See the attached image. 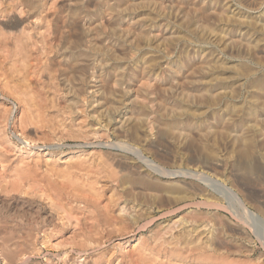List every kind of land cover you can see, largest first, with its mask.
<instances>
[{"label":"rangeland","instance_id":"374dc122","mask_svg":"<svg viewBox=\"0 0 264 264\" xmlns=\"http://www.w3.org/2000/svg\"><path fill=\"white\" fill-rule=\"evenodd\" d=\"M25 1L27 4L25 3ZM121 1H125V0H82V1L80 0H42V1L41 0H22V1L1 0L0 1L1 2L0 3V43H1L0 62L1 64L2 61H5L4 65L6 64L8 65L10 62L12 63L16 59L15 58L16 45L14 46V44L16 43V39L24 36L29 31H30L29 33L32 36H34L32 39L35 38L36 40H38L39 42L38 44L40 45L39 48L42 47L40 48V51L37 52V58L33 62L34 65L36 66V69H34V71H30V73L26 77L27 81H16L17 89L18 87L20 88L22 86L25 88L27 84V89L32 96L30 94H25V93L23 94L20 92L21 99L14 97L15 95L11 94L6 89L4 87V83L2 82L5 81L4 80L5 74L6 76L8 75L11 76V75L8 74L7 71H4L6 70L5 68L3 70L4 72L0 70V78L2 77L0 79V88H1L0 89L1 90L0 91V118H1L0 129H2L0 130V134L2 131V134L0 135L1 137L0 138V152H1L0 185H2L0 186V191H2L0 192L1 195L0 199L2 198L4 200L3 201L1 199L0 205L3 204L5 207V209L4 208L1 209L0 212L1 214L0 215V220H1L0 221V231H1L0 232L1 234L0 264H164V263L179 264L178 262H180L181 260L182 261L180 262V264L181 263L196 264V262H200L197 264H203V263L204 264H211V263L264 264V222L262 223V221L250 215V213L246 211H242L243 209L240 207L239 203L235 201L231 196H229V194L226 193L219 185V184H225L231 187L235 192L239 194L242 202L244 201L243 203L248 207L249 210L255 212L261 217L263 216L262 218L264 219V137H261L258 133V129L264 130V53H263L264 52V0H203V2H200V0H181L180 2L182 3V5L180 4L182 7L181 11L182 10L184 11V16H185L183 17V19H181L182 20L181 22L179 18L174 17L176 9L173 8L170 2L166 3L167 1L165 0H161V3L160 0L158 1L159 3L157 2V0L156 2L155 0H152L154 1V8L150 10L148 9L145 10L142 4H137V7L133 5L136 9L134 7H131L129 8L130 10L127 9L128 11L126 10L124 11V13L121 10L119 11V9L116 6L117 3H120ZM135 1L130 0L129 2L131 3ZM36 2L37 3L39 2V5ZM41 3L43 4L41 5ZM188 4H190L189 5L190 7L186 6ZM184 5L186 7H184ZM208 5H211L212 9H210ZM38 6L39 8H37ZM194 6H197V8L199 7L197 14H195L191 9V7ZM26 8L28 11L26 10ZM30 8H33V10H31ZM40 11L41 13L42 11H44L42 13L43 15L40 13ZM58 14L61 16H59ZM146 15L147 16L149 15L148 18L152 17V19H154V21L151 23L152 25L148 27V29L145 28L143 24L142 25L138 24L139 18L141 17L147 18ZM37 16L40 17L37 18ZM34 17L37 19H35ZM43 17L45 19H43ZM61 17L63 20L61 19ZM188 18H190L191 20L190 22H188L189 21ZM40 19L44 21L40 23L41 21ZM79 20L82 22H80ZM30 22L31 23L33 22L32 23L34 24L33 27H31L32 24ZM149 23L150 22H148V24ZM40 24L42 26H39ZM52 24L55 27H53ZM90 24H92L91 27H89ZM204 24L207 30H211L212 33L215 32L214 35L216 37H214V39L212 38L210 39L208 37L207 31H205V33L204 31H202L201 33V31L199 30V26L201 25L203 26ZM60 25L62 26V29L60 27L57 28V26ZM87 25L89 29L92 30H88L87 29L88 27H86ZM127 25L129 26V28ZM51 26L53 29L50 28ZM63 26L64 28L65 27L66 28L63 29ZM35 27L36 29H34ZM56 28L59 29L58 32ZM125 29H127L128 31H125ZM130 29L131 31L129 32ZM196 29L198 31H196ZM51 30L53 32H51ZM33 31H35L36 33ZM60 31L61 34L59 33ZM91 32L94 33L92 34ZM240 33L244 34L245 38L248 36L246 38L248 41L247 43H249L248 46L243 47V46H237L231 44L225 45V43H223L222 37H224V35L227 34L237 35ZM52 35L54 36L50 39ZM164 35H166L167 37ZM89 36L92 37L89 38ZM93 36H96L97 38L95 37L93 39ZM11 38L13 39L11 40ZM58 38L59 40H57ZM64 38H66L65 39L66 41L64 40ZM220 39L222 41V44L220 43L221 42ZM54 40L55 41L57 40L59 42L58 45L59 50H57L56 47L54 46L55 44ZM7 41H9V43ZM51 44L53 45V47L51 46ZM65 45L68 46L66 47ZM95 45L97 47H95ZM5 47L6 48L8 47L7 50ZM49 48H51V50L53 49V52ZM71 48L73 50H71ZM205 51L206 52L208 51L207 53L212 57V65H211L212 67L209 69V71L207 70L206 72H202L203 74L201 73V75H199L198 79L199 80L201 79L200 83H202L204 80L212 81V84L214 83L216 86L222 88H225L224 86H226V84L227 86H231L234 84L233 85L235 87L234 92L231 94L228 93L226 95L225 94L211 95L208 92V88L205 86V84H201L198 86L195 85L194 88L192 89L194 90L202 89L201 91H204V93L203 94L200 93L198 95L196 90L193 91L196 96L192 95V97L194 96L196 100H194V98L192 99L191 97L190 101H186V103L182 102L177 94L175 95L169 93L167 94V92H165V89H162L163 88L162 86H165V88L168 86V80H169V73L166 64L168 65L171 64L173 67H177L178 76L183 77V74L187 72L189 67L198 66L199 61L201 59L200 55L206 53ZM210 52H212L213 55L210 54ZM6 54L7 55L9 54L10 56L8 59L4 58L6 57L5 56ZM52 54L53 55L58 54V55L53 56ZM87 56H91L92 58L89 57L90 58L89 59ZM11 58L12 59L14 58V60H12ZM54 58L55 60L56 58L57 59L59 58V60L55 61ZM84 60L87 61V63ZM49 63H53V64L51 65ZM101 64L103 65L101 66ZM104 64L106 65L104 66ZM67 67H69L70 69H68ZM85 69L86 71H84ZM93 69L95 70L96 74L93 72L94 71ZM75 70L77 73L75 72ZM86 72L88 73V75ZM96 76H98V78L100 76V78L97 79ZM61 77H63L64 79L63 78L61 79ZM87 77L89 78L91 77V78L88 80ZM73 78L75 81L73 80ZM92 78L93 80L95 78L96 79L93 81ZM226 80H230V81H228L227 83ZM144 82L147 83L145 84ZM63 84L64 86H62ZM72 85L73 87H71ZM100 85L102 86V88ZM106 85H108L110 91L108 90V87ZM85 86L88 88H86ZM250 86H254V90L256 86L257 92L250 91ZM81 87L83 89H81ZM72 88L73 90H71ZM97 88L98 89L100 88V90H98ZM105 88H107L108 91L104 90ZM67 89L70 93L66 91ZM92 90L96 93H94ZM205 92H207L208 94ZM67 94L69 95L67 96ZM77 94H78L77 96L78 98L76 97ZM107 94L109 96H107ZM25 95H28L29 99H31L32 97L35 98L34 101L36 102V104L38 101L39 104V105L37 104L38 107L37 105L36 107L38 109L39 107H41L40 108L41 110L40 109L38 110L35 107L34 109L36 110L31 111L30 106L26 105L27 102L22 100V97ZM170 95H172V97ZM199 96L200 97L202 96V98H200ZM61 97H63L64 99ZM61 99L63 101H61ZM104 99L106 101H104ZM162 99L170 102L174 106L182 107L184 111L186 109V112L183 111L184 114L181 115L180 117L176 112H171L172 114L168 111L166 112V110H163L161 106ZM84 100L86 101L88 100V103L85 101L87 103L86 104ZM101 100H103L105 103H103V101L101 102ZM158 100H160V102ZM200 100L203 101L201 102ZM99 101L101 102V104H99L100 103ZM158 102L160 105L158 104ZM114 105L118 106V107L115 106L117 109L114 107ZM83 106H85L86 108ZM111 107L115 108V110H113V108ZM82 108L85 110H83ZM96 108L99 109V113H98V109ZM104 108H107L108 110ZM54 109L56 110V112ZM4 110L5 112H3ZM25 110L27 113L25 112ZM50 110L53 112V114ZM78 110L80 113L78 112ZM75 111L77 113H75ZM203 111L204 113H202ZM104 112L105 113L107 112L106 114L108 115L109 119L107 118V115ZM129 112H131V114ZM2 114L3 116L5 114L6 118L5 116L3 117ZM28 114L31 115V118L33 117V119L27 120V116H29ZM41 114H43L44 120ZM97 114L100 116H97ZM119 114L121 116H119ZM165 114L166 115L169 114V116H165ZM252 114L255 117H257V121L254 122L258 127V128L256 127L257 129L251 127V124H254L253 121H251V118L253 116ZM7 115L9 116L8 120H7ZM18 115L19 117L17 118ZM102 115L103 117H101ZM136 115L142 118L140 119ZM207 115L208 117H210L208 118L209 120L207 119ZM14 116H16V119ZM130 116L133 118H131ZM116 118L118 120L122 118L120 122L123 125ZM123 119L124 122L122 121ZM69 120H72V122H70ZM84 120L86 121V123ZM45 121L48 122L46 123ZM80 121H82L81 126H79ZM28 122H32V123L35 122L34 124H32V126L34 127L29 126ZM109 122L111 123L109 124ZM131 124L134 125L132 126ZM71 125L73 126L71 127ZM84 125L86 129L84 128ZM91 125L93 128L91 127ZM113 125L115 129L112 128ZM202 126H204L203 128L208 126L210 130L213 129L212 133H210L211 131L208 130L209 128L206 131L202 130L198 132L199 128H202ZM247 126H249V128ZM110 127L112 129H110ZM238 127L245 128L244 139H239L240 137L236 136L237 133L239 134V132L236 131ZM20 128L21 129L23 128L24 130L26 129L25 132L29 135V137L31 136L30 137L32 139V140L30 139L32 141L31 143L27 144L23 141L24 135L22 134V131H20L21 130ZM173 128L174 130H172ZM70 129L73 131H71ZM76 129L79 132L76 131ZM119 129L121 130V132ZM221 130L224 132H222ZM40 131H42V133ZM53 131L56 133V135L54 134ZM171 131L172 134L170 133ZM182 131L184 132V134ZM71 132L73 133L70 134ZM85 132L87 133L90 132L89 136ZM126 132H130L129 133L130 135ZM136 132L137 133L139 132V134H136ZM204 132H209V133L204 134ZM79 133L81 134V136ZM120 133L122 134L120 135ZM194 133L198 134V136H196ZM223 133L224 135L227 134V136H223ZM181 134L182 136L179 137L178 135ZM32 136H34V138ZM39 136H41L43 140ZM43 136L45 138H43ZM86 136L87 138L85 139ZM137 136L139 138H137ZM175 136L178 137V139ZM3 137H4V141H3ZM236 139L238 141H236ZM176 141L180 143L179 146ZM181 147L183 148L181 149ZM10 148L12 150H10ZM2 151L5 152L4 155ZM38 154L40 155L41 158L38 157L39 156ZM240 154L241 156H243L242 158H240L241 157ZM77 155H79V157ZM25 156L27 157L28 160H24L26 159ZM19 157L21 158L24 157V159L22 158L24 161ZM213 157L220 158L222 164V166L220 165L221 167L219 166L216 167L215 169L214 167L208 165ZM104 158L106 159L110 158L108 160L109 162L106 159L102 161V159ZM19 160L23 161L22 162L23 164H21ZM43 161L45 162L43 163ZM97 161H100L101 163L100 162L97 163ZM103 162H105L107 166L108 165L111 166V169L114 170V171L111 170V172L112 173L114 172V174H112L111 172L107 173L109 170L108 168L110 167L108 166V168H106L107 166H105ZM41 164L43 166H41ZM51 164H53L55 167ZM82 164L84 166H82ZM92 164L94 165L92 166ZM34 165L35 167H33ZM102 165H104L106 169H104ZM18 166L19 168H16ZM21 166H24L22 167L24 169L23 171L22 168H20ZM36 166L37 167L39 166L42 169H40L39 167L36 168ZM67 166L69 168V169L67 168L68 170H66ZM97 166H99L100 169ZM155 166L162 169V171H165L166 173L162 172L161 170L160 171L156 170ZM35 169L36 170L38 169L37 172L41 171L39 172L40 175L39 173H36ZM11 170H14V172H10ZM125 170H127V172ZM64 172H70L71 176H65L63 174ZM132 172L133 173L138 172L140 175H144L146 179H149L148 174H150V176L154 179L153 181L161 184L162 183L167 184L168 180H172L173 182L175 181V183H178L179 185L183 186L182 188L184 192L179 193L178 190L176 191L161 190L162 191L161 194L153 195L154 197L151 195L150 197L149 195L137 193V187H136L137 185L135 184L134 186V184L128 183V181H130L131 178L130 176L132 175ZM20 173L24 177L25 176L26 177L24 178L21 175L22 177L21 179H19ZM41 173L45 174L46 177L45 175H41ZM246 173H249L250 176ZM17 174L19 176H17ZM82 174L84 176H82ZM109 174L112 175V177H108L110 176ZM104 175L107 177H104ZM259 175L261 176V178ZM51 176L54 179H52ZM79 176H81L80 179ZM7 178L9 179L6 180ZM29 178H32V180ZM251 178L252 179L254 178V180H252ZM46 179L47 180L49 179L50 182L46 181ZM55 179L56 182H54ZM257 179L259 182L257 181ZM35 180H37L36 181L37 183L34 182ZM51 180H53L52 181L53 183L51 182ZM109 180L111 183H108ZM249 180L254 184L251 183ZM9 181L11 182L10 186H9L10 183ZM13 181L14 182L16 181L18 183L17 184L15 182L16 185H14V188L16 189L17 186L18 188L20 187L19 188L21 190L20 192H18V190H15L13 188L12 186V184H14ZM123 181L127 183H124ZM99 182H102L101 183L102 185H100ZM51 183L53 184V186ZM21 184L23 186H21ZM54 184L57 185L56 188ZM119 184L121 186H119ZM111 185L112 187H110ZM4 186H6L7 189ZM100 186L102 187L100 188ZM1 187L4 188V190H1L2 189ZM57 187L58 188L61 187V188L58 190ZM65 187L67 188L64 191ZM10 188H12V190ZM54 188L58 191L56 192ZM22 189H25V191L24 190L22 191ZM42 189H44L45 191H42ZM103 189L104 191L102 193ZM112 190H114L115 192ZM77 191H79V196ZM81 192L83 194H81ZM4 193L6 194L7 197L5 196ZM19 193H21V195L25 198V200L24 198H22V196L20 197ZM74 193H77V195H75ZM130 193L132 195H130ZM60 194L63 195V197L60 196ZM64 194L68 196L66 197L67 199L65 198ZM118 195L119 196L121 195V197H119ZM69 196H72V198ZM177 196H184L183 200L185 199V201L183 203L185 204L187 203L188 205L180 209V207H182V203H180L182 200L180 201L177 200ZM60 197H62L63 199ZM83 197L85 200L83 199ZM112 197H114L115 199H113ZM6 198H8L9 200L8 199L6 200ZM90 198L92 200H89ZM19 199H21L20 202L18 201ZM86 199H88V202ZM101 200H103L104 202ZM126 200L128 202H126ZM74 201L76 203H74ZM96 201L98 202L96 205L97 208L95 207V205H93L94 203L96 204ZM115 201L118 202V203L116 202L117 205L115 204ZM123 201L125 202L124 204ZM133 201L134 203L136 202V207L137 206L139 207L135 208V204L133 203ZM138 201L140 204L142 203L143 204L142 205L138 204ZM15 202L16 204H14ZM106 202L107 204H105ZM167 202H169L170 204ZM199 203H201L200 206H198ZM26 204L28 205V207ZM31 204L33 205L30 206ZM70 204L72 206H70ZM80 204H82L83 207ZM132 204L134 205V208ZM123 205L125 208L122 212L119 213V209H121ZM127 205L132 207L130 208ZM17 206L21 208H18ZM35 206L38 208V210H36L37 208H35ZM98 206H100L101 209H98L100 208ZM78 207H80V209ZM6 209L9 210L10 212L7 211ZM26 209L28 210V212ZM30 209L31 212L29 211ZM135 209H137L138 211L137 210L135 211ZM86 210L88 212H86ZM12 211L15 212L12 213ZM78 211L79 213L81 212L83 216L77 213ZM32 212L35 213L34 214L35 216L33 215ZM39 212L41 214H39ZM135 212L137 213L139 218H137ZM14 213L24 215V217L28 221L23 222L20 218H16L14 220L13 219ZM86 213L88 214V218L86 217ZM99 213L100 216L98 215ZM102 213L104 214L103 218L101 217ZM8 214L13 215V218L10 217ZM114 215L119 219V223H117L118 219L116 220ZM119 215L122 216L119 217ZM134 215L136 217H134ZM206 215L208 216L207 218ZM59 216L61 219L59 218ZM81 216L83 222H85L86 220L85 223H82L80 219ZM31 217L32 219H30ZM37 218L38 220H36ZM41 219H45V220H41ZM99 219H102V222ZM127 219L129 221H127ZM79 220L81 221V223ZM90 220H94V221L92 222ZM39 221L40 224H38ZM43 221L45 226L43 225ZM107 221L109 222L107 223ZM125 221L126 223H124ZM121 222L123 223L121 224ZM133 222L136 223L133 224ZM16 223L19 225H17ZM112 223L113 226L114 224H116L114 228L113 226H111ZM128 223L130 225H128ZM139 223L141 226L139 225ZM146 223L149 224L146 225ZM1 224L2 225L4 224L5 226L4 225L2 226ZM124 224L125 226L126 225L127 226L125 227ZM144 225L145 227H143ZM43 226L46 227L47 230H44ZM86 227L90 229H87ZM26 228L28 229V232ZM93 228H95L94 230L96 231L94 232L91 231L93 230ZM196 228H199V230ZM41 229H43L45 232ZM32 230L33 232H35L36 230V232L33 233ZM238 231L239 233H237ZM28 234H31L29 235L31 237H29ZM47 234L49 236H47ZM182 234H184L185 236ZM198 238L202 242L200 240L197 241ZM21 239L23 241L25 239V241L22 242ZM47 239L50 240L47 241ZM91 240L94 244L91 243ZM93 240H95L96 244ZM97 240L101 243V245ZM83 241L85 245L80 244V243L83 244ZM89 242L92 245H90ZM198 242H200V244ZM204 242L206 243V247ZM13 243H15L16 246ZM217 251L218 254L222 255L221 257L218 256L217 253H215ZM211 253L213 254L211 255ZM224 256L226 260L225 262H224ZM209 259H211V262L209 261ZM220 260L221 263H219ZM206 261H208L209 263Z\"/></svg>","mask_w":264,"mask_h":264},{"label":"bare ground","instance_id":"6f19581e","mask_svg":"<svg viewBox=\"0 0 264 264\" xmlns=\"http://www.w3.org/2000/svg\"><path fill=\"white\" fill-rule=\"evenodd\" d=\"M1 1V0H0ZM18 1V0H17ZM20 1H22V0H20ZM42 1V0H41ZM80 1H82V0H80ZM130 1V0H129ZM128 0H125V1H121L120 3H117V8L119 9V11L121 10V11H123V13H124V11H126L127 9H129V8H131V7H134L133 5H135L136 7H137V4H142L143 5V7H144V9L146 10V9H148V10H150V9H152V8H154V1H152V0H137V1H135V0H133V1H135V2H129ZM159 0H157V2H158ZM165 1H167L166 3H168V2H170L171 4H172V6H173V8L174 9H176V11H175V14H174V17L175 18H179L180 19V22L182 21L181 19H183V17H185L184 16V11L182 10L181 11V9H182V7H181V5H182V3H180L181 2V0H165ZM155 2H156V0H155ZM200 2H203V0H200ZM1 3V2H0ZM18 3V2H17ZM25 3H26V1H25ZM37 3V2H36ZM159 3V2H158ZM160 3H161V0H160ZM165 3V4H166ZM27 4V3H26ZM38 5H39V2L37 3ZM43 3H41V5H42ZM70 4V3H69ZM181 4V5H180ZM184 4V3H183ZM214 4V3H213ZM16 5V4H15ZM71 5V4H70ZM190 4H188V5H186V6H189ZM218 5V4H217ZM230 5V4H229ZM90 6V5H89ZM115 6V7H116ZM185 5H184V7H186ZM191 6H193V5H191ZM257 6V5H256ZM24 7H26V6H24ZM82 7V6H81ZM165 7V6H164ZM171 7V6H170ZM183 7V8H184ZM190 7V6H189ZM208 7L210 8V9H212L211 8V5H208ZM213 7V6H212ZM227 7V6H226ZM258 7V6H257ZM17 8H18V6H17ZM22 8V7H21ZM37 8H39V6L37 7ZM110 8V7H109ZM135 8V7H134ZM133 8V9H134ZM142 8V7H141ZM140 8V9H141ZM199 8V7H198ZM198 8H197V6H194V7H191V9H192V11L195 13V14H197V12H198ZM216 8V7H215ZM228 8V7H227ZM20 9V8H19ZM24 9V8H23ZM31 10H33V8H30ZM35 9V8H34ZM46 9V8H45ZM70 9V8H69ZM81 9V8H80ZM79 9V10H80ZM132 9V10H133ZM136 9V8H135ZM189 9V8H188ZM26 10H27V8H26ZM37 10V9H36ZM43 10V9H42ZM116 10V9H115ZM130 10V9H129ZM144 10V11H145ZM163 10V9H162ZM200 10V9H199ZM203 10V9H202ZM214 10V9H213ZM23 11V10H22ZM28 11V10H27ZM128 11V10H127ZM187 11V10H186ZM44 11H42V13H43ZM47 12V11H46ZM60 12V11H59ZM87 12H88V10H87ZM109 12V11H108ZM112 12V11H111ZM214 12V11H213ZM30 13H32V12H30ZM40 13H41V11H40ZM41 13V14H42ZM62 13V12H61ZM188 13H189V11H188ZM200 13V12H199ZM216 13V12H215ZM8 14V13H7ZM21 14V13H20ZM23 14H24V12H23ZM74 14H75V12H74ZM84 14V13H83ZM158 14V13H157ZM166 14V13H165ZM201 14V13H200ZM199 14V15H200ZM217 14V13H216ZM220 14H221V12H220ZM26 15V14H25ZM36 15V14H35ZM34 15V16H35ZM43 15V14H42ZM55 15V14H54ZM59 15V14H58ZM87 15V14H86ZM91 15V14H90ZM30 16V15H29ZM51 16V15H50ZM53 16V15H52ZM59 16H61V15H59ZM81 16V15H80ZM147 16V15H146ZM149 16V15H148ZM148 16H147V18H148ZM6 17H7V15H6ZM17 17H20V16H17ZM16 17V18H17ZM38 17H40V16H37V18ZM58 17V16H57ZM82 17V16H81ZM85 17V16H84ZM173 17V16H172ZM171 17V18H172ZM200 17V16H199ZM35 18V17H34ZM37 18H35V19H37ZM66 18V17H65ZM146 17H141V18H139V22H138V24H140V25H144L145 26V28H147L148 29V27H150L152 24V22L154 21V19H152V17L151 18H148L147 19ZM195 18H197V17H195ZM3 19V18H2ZM35 19H33V20H35ZM43 19H45L44 17H43ZM55 19V18H54ZM57 19V18H56ZM59 19V18H58ZM61 19H62V17H61ZM60 19V20H61ZM79 19V18H78ZM77 19V20H78ZM174 19V18H173ZM186 19V18H185ZM189 19V21L188 22H190L191 20H190V18H188ZM211 19V18H210ZM41 20V19H40ZM63 20V19H62ZM86 20V19H85ZM212 20V19H211ZM22 21H24V20H22ZM21 21V22H22ZM26 21V20H25ZM42 21H44V20H41L40 21V23H42ZM80 21V20H79ZM174 21V20H173ZM227 21V20H226ZM28 22V21H27ZM56 22V21H55ZM64 22V21H63ZM62 22V23H63ZM80 22H82V21H80ZM89 22V21H88ZM148 22H150L149 24H148ZM159 22V21H158ZM166 22V21H165ZM187 22V23H188ZM225 22V21H224ZM7 23V22H6ZM13 23V22H12ZM24 23V22H23ZM29 23V22H28ZM31 23V22H30ZM33 23V22H32ZM31 23V24H32ZM35 23H36V21H35ZM47 23V22H46ZM61 23V24H62ZM79 23V22H78ZM201 23V22H200ZM14 24V23H13ZM17 24V23H16ZM19 24V23H18ZM49 24V23H48ZM51 24V23H50ZM58 24V23H57ZM56 24V25H57ZM84 24V23H83ZM82 24V25H83ZM180 24V23H179ZM226 24H227V22H226ZM33 25L34 24H32V26L31 27H33ZM53 25V24H52ZM59 25V24H58ZM91 25L92 24H90L89 25V27H91ZM5 26V25H4ZM11 26V25H10ZM39 26H42L41 24L39 25ZM85 26V25H84ZM83 26V27H84ZM128 26V25H127ZM18 27V26H17ZM25 27V26H24ZM53 27H55L54 25H53ZM58 27H60L61 29H62V26L60 25V26H57V28ZM69 27V26H68ZM67 27V28H68ZM86 27H88V25L86 26ZM89 27L87 28L88 30H92V29H89ZM9 28V27H8ZM23 28V27H22ZM51 29H53L52 28V26L50 27ZM56 28V29H57ZM66 28V27H65ZM64 28V26H63V29H65ZM78 28V27H77ZM127 28V27H126ZM128 28H129V26H128ZM191 28H193V27H191ZM11 29V28H10ZM16 29H18V28H16ZM25 29V28H24ZM26 29H28V28H26ZM34 29H36V27L34 28ZM72 29H73V27H72ZM75 29V28H74ZM206 28H205V24L202 26H199V30L201 31V33H202V31H204V33H205V31H207V35H208V37L211 39H214V37H216L214 34H215V32L214 33H212V31L211 30H205ZM50 30V29H49ZM58 30L59 29H57V32H58ZM70 30V29H69ZM84 30V29H83ZM87 30V31H88ZM93 30H95V29H93ZM137 30V29H136ZM178 30V29H177ZM244 30V29H243ZM56 31V30H55ZM78 31V30H77ZM125 31H128L127 29H125ZM131 31V29L129 30V32ZM196 31H198L197 29H196ZM20 32V31H19ZM30 32V31H29ZM27 33V34H25L24 36H22V37H19V38H17L16 39V43L14 44V46L16 45V53H15V60H14V58L12 59V60H14L11 64H10V66H9V64L7 65H4V62L5 61H2V64H1V62H0V70H4V68L6 69V70H4V71H7L8 72V74H10L11 76H6V74L4 75L5 77H4V80L5 81H2L3 83H4V87L11 93V94H13V95H15L14 97H17V98H19V99H21V94H20V92L21 93H25V94H30L29 93V91H28V89H27V84H26V87L24 88L23 86L22 87H18V89L16 88L17 87V85H16V81H27L26 79V77L28 76V74L30 73V71H34V69H36V66L34 65V60L37 58V52L38 51H40V48H42V47H40L39 48V42H38V40H36L35 38L34 39H32L34 36H32L30 33ZM33 32H35V31H33ZM43 32V31H42ZM51 32H53L52 30H51ZM56 32V33H57ZM65 32H66V30H65ZM86 32V31H85ZM95 32V31H94ZM93 32V33H94ZM181 32V31H180ZM195 32V31H194ZM193 32V33H194ZM233 32V31H232ZM235 32V31H234ZM237 32V31H236ZM4 33V32H3ZM16 33V32H15ZM36 33V32H35ZM55 33V34H56ZM60 34H61V31L59 32ZM88 33H90V32H88ZM87 33V34H88ZM92 33V32H91ZM92 33V34H93ZM109 33V32H108ZM139 33V32H138ZM156 33V32H155ZM158 33V32H157ZM178 33V32H177ZM200 33V32H199ZM2 34V33H1ZM8 34V33H7ZM49 34V33H48ZM58 34V33H57ZM69 34H70V32H69ZM91 34V35H92ZM130 34V33H129ZM132 34H133V32H132ZM163 34V33H162ZM20 35V34H19ZM36 35V34H35ZM83 35V34H82ZM95 35V34H94ZM119 35V34H118ZM141 35V34H140ZM156 35V34H155ZM200 35H202V34H200ZM247 35V34H246ZM18 36V35H17ZM37 36V35H36ZM35 36V37H36ZM42 36V35H41ZM43 36H44V34H43ZM54 35H52L51 37H50V39L53 37ZM62 36V35H61ZM63 36H66V35H63ZM68 36V35H67ZM85 36V35H84ZM154 36V35H153ZM164 36H166V35H164ZM87 37V36H86ZM92 37V36H91ZM90 36H89V38H91ZM96 36H93V39L95 38ZM138 37V36H137ZM167 37V36H166ZM168 37H169V35H168ZM173 37H175V36H173ZM199 37V36H198ZM248 37V36H247ZM246 37V38H247ZM40 38H42V37H40ZM67 38H70V37H67ZM78 38V37H77ZM97 38V37H96ZM133 38V37H132ZM142 38V37H141ZM190 38V37H189ZM245 38V35L244 34H242V33H240V34H237V35H231V34H227V35H224V37H222V41H223V43H225V45H237V46H243V47H245V46H248V44L249 43H247L248 41H247V39ZM7 39V38H6ZM13 38H11V40H12ZM43 39H44V37H43ZM54 39H56V38H54ZM66 38H64V40H65ZM84 39V38H83ZM82 39V40H83ZM92 39V40H93ZM147 39V38H146ZM180 39V38H179ZM249 39V38H248ZM49 40V39H48ZM57 40H59V38L57 39ZM55 41V44H54V46L56 47V49L57 50H59V42L58 41ZM90 40V39H89ZM91 40V41H92ZM134 40V39H133ZM185 40V39H184ZM6 41V40H5ZM53 41V42H54ZM66 41V40H65ZM70 41V40H69ZM73 41V40H72ZM94 41V40H93ZM161 41V40H160ZM214 41V40H213ZM219 41V40H218ZM220 41H221V39H220ZM222 41L220 42L221 44H222ZM8 43H9V41H7ZM11 42V41H10ZM51 42H52V40H51ZM95 42H96V40H95ZM94 42V43H95ZM3 43V42H2ZM14 43V42H13ZM43 43V42H42ZM69 43V42H68ZM67 43V44H68ZM93 43V44H94ZM219 43V42H218ZM12 44V43H11ZM10 44V45H11ZM64 44V43H63ZM70 44V43H69ZM77 44V43H76ZM97 44V43H96ZM144 44V43H143ZM220 44V45H221ZM260 44V43H259ZM10 45H9V47H10ZM219 45V44H218ZM0 46H1V43H0ZM13 46V47H14ZM43 46V45H42ZM51 46L53 47V45L51 44ZM66 46V45H65ZM64 46V47H65ZM68 46V45H67ZM66 46V47H67ZM70 46V45H69ZM74 46V45H73ZM92 46V45H91ZM160 46V45H159ZM183 46H184V44H183ZM49 47V46H48ZM63 47V48H64ZM75 47H76V45H75ZM75 47H74V49H75ZM95 47H97L96 45H95ZM220 47V46H219ZM6 48V47H5ZM8 48V47H7ZM7 48H6V50H7ZM11 48H12V46H11ZM47 48V47H46ZM69 48V47H68ZM73 48V47H72ZM71 48V50H73ZM80 48V47H79ZM111 48V47H110ZM10 49V48H9ZM8 49V50H9ZM14 49V48H13ZM50 50H51V48H49ZM48 49V50H49ZM159 49V48H158ZM92 50H94V49H92ZM181 50V49H180ZM10 51V50H9ZM52 52H53V49L51 50ZM50 51V52H51ZM210 51V50H209ZM212 51V50H211ZM239 51V50H238ZM55 52V51H54ZM119 52V51H118ZM206 52V51H205ZM208 52V51H207ZM203 53L202 55H200L201 56V59H200V61H199V64H198V66L197 67H189L188 68V70H187V72L186 73H184L183 74V77H179L178 76V69H177V67H173L171 64H166V67H167V70H168V73H169V80H168V86L165 88V86H162L163 88L162 89H165V92H167V94L169 93V94H177L178 96H179V98H180V100L182 101V102H185L186 103V101H190V99H191V97H192V95H194V96H196L195 94H194V92L193 91H195L194 89H192V88H194V86L195 85H201V84H205V86L208 88V92L211 94V95H220V94H228V93H233L234 92V84L233 85H231V86H227V84H226V86H224L225 88H222V87H218V86H216L214 83L212 84V81H207V80H204L202 83H200V81H201V79L199 80L198 79V77H199V75H201V73L202 72H206L207 70L209 71V69L212 67L211 65H212V57H211V55H209L208 53ZM244 52V51H243ZM41 53V52H40ZM58 53V52H57ZM216 53V52H215ZM264 53V52H263ZM159 54V53H158ZM210 54H212L213 55V53L212 52H210ZM242 54V53H241ZM40 55V54H39ZM43 55V54H42ZM41 55V56H42ZM53 55V54H52ZM51 55V56H52ZM54 55H58V54H54ZM53 55V56H54ZM249 55V54H248ZM1 56V55H0ZM6 57H4V58H6V59H8L10 56H9V54L7 55H5ZM45 56V55H44ZM61 56H63V55H61ZM67 56V55H66ZM115 56V55H114ZM39 57V56H38ZM46 57H48V56H46ZM88 58L89 57H91V56H87ZM86 57V58H87ZM145 57V56H144ZM49 58H51V57H49ZM80 58V57H79ZM92 58V57H91ZM117 58V57H116ZM119 58V57H118ZM150 58V57H149ZM155 58V57H154ZM153 58V59H154ZM259 58V57H258ZM1 59V58H0ZM3 59V58H2ZM61 59V58H60ZM85 59V58H84ZM90 59V58H89ZM162 59V58H161ZM169 59V58H168ZM40 60V59H39ZM42 60V59H41ZM48 60V59H47ZM54 60H55V58H54ZM57 60H59V58L57 59L56 58V60L55 61H57ZM78 60V59H77ZM76 60V61H77ZM87 60V59H86ZM11 61V60H10ZM85 61V60H84ZM156 61V60H155ZM154 61V62H155ZM7 62V61H6ZM80 62V61H79ZM86 63H87V61H85ZM89 62V61H88ZM153 62V61H152ZM151 62V63H152ZM38 63H39V61H38ZM53 63H54V61H53ZM53 63H49V64H53ZM81 63V62H80ZM83 63V62H82ZM95 63V62H94ZM48 64V63H47ZM58 64H59V61H58ZM45 65V64H44ZM103 64H101V66H102ZM106 64H104V66H105ZM157 65V64H156ZM162 65V64H161ZM6 66H8V67H6ZM41 66V65H40ZM48 66V65H47ZM57 66V65H56ZM155 66V65H154ZM55 67V66H54ZM84 67V66H83ZM83 67H82V69H83ZM90 67V66H89ZM135 67V66H134ZM38 68V67H37ZM65 68V67H64ZM68 69H70L69 67H67ZM92 68V67H91ZM90 68V69H91ZM150 68H151V66H150ZM155 68V67H154ZM160 68V67H159ZM221 68V67H220ZM258 68V67H257ZM42 69V68H41ZM52 69H53V67H52ZM57 69V68H56ZM72 69V68H71ZM81 69V70H82ZM88 69V68H87ZM98 69V68H97ZM144 69V68H143ZM153 69V68H152ZM185 69V68H184ZM259 69V68H258ZM78 70V69H77ZM80 70V69H79ZM92 70V69H91ZM94 70V69H93ZM111 70V69H110ZM167 70H166V72H167ZM241 70V69H240ZM1 71V72H2ZM3 71V72H4ZM44 71V70H43ZM47 71H48V69H47ZM64 71V70H63ZM83 71V70H82ZM84 71H86V69L84 70ZM90 71V70H89ZM120 71H122V70H120ZM143 71V70H142ZM165 71V70H164ZM7 72H5V73H7ZM73 72V71H72ZM75 72H76V70H75ZM94 73H95V70L93 71ZM77 73V72H76ZM87 73V72H86ZM99 73H100V71H99ZM122 73V72H121ZM4 74V73H3ZM45 74V73H44ZM55 74V73H54ZM53 74V75H54ZM96 74V73H95ZM203 74V73H202ZM31 75V74H30ZM77 75V74H76ZM81 75V74H80ZM87 75H88V73H87ZM86 75V76H87ZM100 75V74H99ZM114 75V74H113ZM206 75V74H205ZM57 76V75H56ZM73 76H74V74H73ZM142 76V75H141ZM53 77H55V76H53ZM59 77V76H58ZM70 77V76H69ZM76 77V76H75ZM80 77V76H79ZM83 77V76H82ZM91 77H93V76H91ZM90 77V78H91ZM97 77V79H99L100 78V76H99V78H98V76H96ZM116 77V76H115ZM2 78V77H1ZM0 78V79H1ZM63 77H61V79H62ZM72 78V77H71ZM78 78V77H77ZM88 78V80L90 79L89 77H87ZM213 78H214V76H213ZM23 79V80H22ZM37 79V78H36ZM56 79V78H55ZM64 79V78H63ZM96 79V78H95ZM94 79V80H95ZM114 79V78H113ZM224 79V78H223ZM29 80V79H28ZM73 80H74V78H73ZM77 80H79V79H77ZM85 80H87V79H85ZM92 80H93V78H92ZM93 80V81H94ZM144 80V79H143ZM75 81V80H74ZM73 81V82H74ZM80 81H82V80H80ZM104 81V80H103ZM102 81V82H103ZM227 81V83H228V81H230V80H226ZM70 82V81H69ZM78 82V81H77ZM83 82H84V79H83ZM88 82V81H87ZM2 83V84H3ZM13 83V84H12ZM24 83V82H23ZM22 83V84H23ZM48 83V82H47ZM79 83V82H78ZM81 83V82H80ZM86 83V82H85ZM91 83V82H90ZM127 83V82H126ZM125 83V84H126ZM145 83V82H144ZM147 83V82H146ZM145 83V84H146ZM18 84V83H17ZM21 84V85H22ZM30 84V83H29ZM64 84H65V82H64ZM64 84L62 85V86H64ZM67 84V83H66ZM97 84H98V82H97ZM109 84V83H108ZM133 84V83H132ZM230 84H231V82H230ZM56 85V84H55ZM70 85V84H69ZM105 85V84H104ZM150 85V84H149ZM49 86V85H48ZM91 86V85H90ZM101 86V85H100ZM107 87H108V85H106ZM161 86V85H160ZM236 86V85H235ZM242 86V85H241ZM241 86H239V87H241ZM3 87V88H4ZM12 87H14V88H12ZM60 87H61V85H60ZM71 87H73V85L71 86ZM78 87V86H77ZM77 87H74V88H77ZM84 87V86H83ZM86 87V86H85ZM125 87V86H124ZM151 87V86H150ZM43 88V87H42ZM68 88V87H67ZM86 88H88V87H86ZM85 88V89H86ZM101 88H102V86H101ZM143 88V87H142ZM247 88H248V86H247ZM1 89V88H0ZM61 89H62V87H61ZM81 89H83L82 87H81ZM98 89V88H97ZM129 89V88H128ZM137 89V88H136ZM154 89V88H153ZM257 88H256V86H255V90H254V86H250V91H252V92H257V90H256ZM63 90H65V89H63ZM62 90V91H63ZM71 90H73V88L71 89ZM95 90V89H94ZM98 90H100V88L98 89ZM102 90V89H101ZM104 90H107V88H105ZM108 90L110 91V89H109V87H108ZM107 90V91H108ZM126 90V89H125ZM130 90V89H129ZM202 89H197L196 90V92L198 93V95L201 93V94H203L204 93V91H201ZM1 91V90H0ZM3 91V90H2ZM5 91V90H4ZM66 91H68V89L66 90ZM65 91V92H66ZM75 91V90H74ZM74 91H72V92H74ZM85 91V90H84ZM89 91V90H88ZM93 91V90H92ZM92 91H90V92H92ZM35 92V91H34ZM52 92V91H51ZM64 92V93H65ZM87 92V91H86ZM94 92V91H93ZM131 92V91H130ZM136 92H138V91H136ZM135 92V93H136ZM163 92V91H162ZM9 93V94H10ZM37 93V92H36ZM48 93V92H47ZM68 93H70L69 91H68ZM81 93V92H80ZM94 93H96V92H94ZM110 93V92H109ZM108 93V94H109ZM115 93V92H114ZM118 93V92H117ZM164 93V92H163ZM205 93H207V92H205ZM60 94V93H59ZM72 94V93H71ZM82 94V93H81ZM81 94H79V95H81ZM107 94V96H109ZM208 94V93H207ZM254 94V93H253ZM256 94V93H255ZM31 95V94H30ZM53 95V94H52ZM69 94H67V96H68ZM91 95H93V94H91ZM97 95V94H96ZM100 95V94H99ZM112 95V94H111ZM110 95V96H111ZM162 95V94H161ZM176 95V96H177ZM32 96V95H31ZM35 96V95H34ZM78 96V94L76 95V97ZM90 96V95H89ZM102 96V95H101ZM171 97H172V95H170ZM192 97V99L194 98V100H196L195 99V97ZM54 97V96H53ZM70 97V96H69ZM81 97V96H80ZM99 97V96H98ZM113 97V96H112ZM175 97V96H174ZM200 97V96H199ZM61 98H63V97H61ZM78 98V97H77ZM87 98H89V97H87ZM110 98V97H109ZM198 98V97H197ZM200 98H202V96L200 97ZM18 99V100H19ZM34 99L35 98H31V99H29V96L28 95H25V96H23L22 97V100L23 101H26L27 103H26V105L27 106H30V108H31V111H34V110H36V109H34L35 107H36V105L38 104V101H37V104H36V102L34 101ZM44 99V98H43ZM55 99V98H54ZM57 99V98H56ZM64 99V98H63ZM83 99V98H82ZM98 99V98H97ZM113 99V98H112ZM132 99V98H131ZM161 99V98H160ZM157 100V99H156ZM204 100V99H203ZM202 100V101H203ZM43 101V100H42ZM54 101V100H53ZM57 101V100H56ZM61 101H63L62 99H61ZM86 100H84V102H85ZM103 100H101V102H102ZM104 101H106L105 99H104ZM103 101V103H105ZM117 101V100H116ZM130 101V100H129ZM159 102H160V100H158ZM201 101V100H200ZM201 101V102H202ZM87 103H88V100L86 101ZM85 102V103H86ZM95 102V101H94ZM98 102V101H97ZM97 102H96V104H97ZM100 102V101H99ZM101 102L99 103V104H101ZM127 102V101H126ZM131 102V101H130ZM159 102H158V104H159ZM53 103V102H52ZM63 103V102H62ZM74 103V102H73ZM86 103V104H87ZM102 103V104H103ZM109 103V102H108ZM116 103V102H115ZM121 103V102H120ZM134 103V102H133ZM6 104V103H5ZM60 104V103H59ZM66 104V103H65ZM85 104V105H86ZM110 104V103H109ZM212 104V103H211ZM229 104V103H228ZM21 105V104H20ZM25 105V106H26ZM39 105V104H38ZM38 105H37V107H38ZM51 105H53V104H51ZM63 105V104H62ZM69 105V104H68ZM107 105V104H106ZM111 105V104H110ZM124 105V104H123ZM160 105V104H159ZM4 106V105H3ZM7 106V105H6ZM23 106V105H22ZM74 106H75V104H74ZM74 106H73V108H74ZM77 106V105H76ZM88 106V105H87ZM92 106H93V104H92ZM95 106V105H94ZM99 106H101V105H99ZM108 106V105H107ZM116 105H114V107H115ZM144 106V105H143ZM161 106H162V108H163V110H166V112L168 111V112H176L178 115H179V117L181 116V115H183L184 114V112H186V109H185V111L183 110V108L182 107H180V106H174V105H172L170 102H168V101H166V100H163L162 99V102H161ZM210 106V105H209ZM208 106V107H209ZM36 107V108H37ZM43 107V106H42ZM44 107H46V106H44ZM81 107V106H80ZM83 107H85V106H83ZM91 107V106H90ZM106 107V106H105ZM110 107V106H109ZM116 107H118V106H116ZM115 107V108H116ZM126 107V106H125ZM149 107V106H148ZM4 108V107H3ZM22 108V107H21ZM41 107H39V109H40ZM63 108H65V107H63ZM69 108V107H68ZM86 108V107H85ZM89 108V107H88ZM111 108H113V107H111ZM115 108H113V110H115ZM124 108V107H123ZM130 108V107H129ZM128 108V109H129ZM137 108V107H136ZM210 108V107H209ZM208 108V109H209ZM38 109V108H37ZM38 109V110H39ZM77 109H78V107H77ZM83 109V108H82ZM96 109H98V108H96ZM101 109V108H100ZM104 109H107V108H104ZM117 109V108H116ZM148 109V108H147ZM161 109V108H160ZM205 109V108H204ZM211 109V108H210ZM24 110V109H23ZM41 110V109H40ZM44 110V109H43ZM55 110V109H54ZM67 110V109H66ZM70 110V109H69ZM74 110H76V109H74ZM80 110V109H79ZM79 110H78V112H79ZM83 110H85V109H83ZM95 110V109H94ZM103 110V109H102ZM108 110V109H107ZM130 110V109H129ZM128 110V111H129ZM157 110V109H156ZM51 111V110H50ZM49 111V112H50ZM62 111H63V109H62ZM72 111V110H71ZM119 111V110H118ZM123 111H124V109H123ZM127 111V112H128ZM162 111V110H161ZM184 111V112H183ZM209 111V110H208ZM3 112H5V110L3 111ZM6 112H7V110H6ZM16 112V111H15ZM25 112H26V110H25ZM48 112V113H49ZM52 112V111H51ZM55 112H56V110H55ZM65 112V111H64ZM63 112V113H64ZM67 112H69V111H67ZM84 112V111H83ZM101 112V111H100ZM116 112V111H115ZM163 112V111H162ZM17 113V112H16ZM27 113V112H26ZM32 113V112H31ZM42 113V112H41ZM74 113V112H73ZM72 113V114H73ZM75 113H77L76 111H75ZM80 113V112H79ZM98 113H99V109H98ZM105 113V112H104ZM107 113V112H106ZM105 113V114H106ZM130 114H131V112H129ZM156 113V112H155ZM202 113H204V111L202 112ZM207 113V112H206ZM12 114H13V112H12ZM39 114H40V111H39ZM38 114V115H39ZM46 114V113H45ZM52 114H53V112H52ZM68 114V113H67ZM71 114V113H70ZM93 114V113H92ZM105 114H103V115H105ZM122 114V113H121ZM163 114V113H162ZM172 114V113H171ZM188 114V113H187ZM186 114V115H187ZM191 114H192V112H191ZM209 114V113H208ZM9 115V114H8ZM7 115V120L9 119V116ZM25 115V114H24ZM29 115V114H28ZM48 115V114H47ZM56 115V114H55ZM88 115V114H87ZM89 115H90V113H89ZM94 115H95V113H94ZM103 115L101 116V117H103ZM107 115V114H106ZM127 115V114H126ZM164 115V114H163ZM162 115V116H163ZM174 115V114H173ZM172 115V116H173ZM201 115V114H200ZM204 115V114H203ZM211 115H212V113H211ZM253 115V114H252ZM2 116H3V114H2ZM4 116H5V118H6V115L4 114ZM3 116V117H4ZM36 116V115H35ZM41 116H42V118H43V114H41ZM70 116H72V115H70ZM97 116H100V115H98L97 114ZM119 116H121L120 114H119ZM124 116V115H123ZM128 116H129V114H128ZM134 116V115H133ZM136 116H138V115H136ZM165 116H169V114L168 115H166L165 114ZM171 116V115H170ZM210 116V115H209ZM15 117V119H16V116H14ZM19 117V115L17 116V118ZM28 117H30V118H28ZM48 117V116H47ZM58 117V116H57ZM78 117V116H77ZM83 117H85V116H83ZM89 117H91V116H89ZM94 117V116H93ZM95 117H96V115H95ZM131 117V116H130ZM135 117V116H134ZM139 118H140V116H138ZM175 117H177V116H175ZM179 117H177V118H179ZM201 117V116H200ZM212 117V116H211ZM107 118H108V115H107ZM120 118V117H119ZM131 118H133V117H131ZM131 118H130V120H131ZM142 118V117H141ZM140 118V119H141ZM173 118V117H172ZM208 118H210V117H208V115H207V119ZM213 118V117H212ZM1 119V118H0ZM14 119V118H13ZM23 119V118H22ZM29 119H33V117L31 118V115H29V116H27V120H29ZM48 119V118H47ZM51 119V118H50ZM61 119H62V117H61ZM61 119H60V121H61ZM64 119V118H63ZM67 119V118H66ZM70 119V118H69ZM74 119V118H73ZM86 119V118H85ZM105 119V118H104ZM103 119V120H104ZM109 119V118H108ZM107 119V120H108ZM117 119V118H116ZM122 119V118H121ZM121 119H117L119 122H120V120ZM129 119V118H128ZM136 119H137V117H136ZM43 120H44V118H43ZM43 120H42V122H43ZM88 120V119H87ZM93 120V119H92ZM103 120H102V122H103ZM148 120V119H147ZM198 120V119H197ZM209 120V119H208ZM1 121V120H0ZM32 121V120H31ZM52 121V120H51ZM59 121V120H58ZM57 121V122H58ZM59 121V122H60ZM65 121V120H64ZM63 121V122H64ZM67 121V120H66ZM70 122H72V120H69ZM77 121V120H76ZM85 121V120H84ZM123 122H124V119L122 120ZM138 121H139V119H138ZM193 121H195V120H193ZM251 121H253V123L254 122H256L257 121V117H255L254 115L252 116V118H251ZM46 122V121H45ZM44 122V123H45ZM48 122V121H47ZM46 122V123H47ZM105 122H106V120H105ZM113 122V121H112ZM156 122V121H155ZM3 123V122H2ZM4 123H5V121H4ZM12 123V122H11ZM19 123V122H18ZM25 123H26V121H25ZM29 123V126H32V124H34V123H32V122H28ZM30 123H31V125H30ZM56 123V122H55ZM61 123V122H60ZM59 123V124H60ZM75 123V122H74ZM81 123H82V121H80V124H79V126H81ZM84 123V122H83ZM85 123H86V121H85ZM88 123H90V122H88ZM111 122H109V124H110ZM114 123V122H113ZM118 123V122H117ZM121 123V122H120ZM126 123V122H125ZM138 123V122H137ZM24 124V123H23ZM37 124H38V122H37ZM37 124H35V125H37ZM54 124V123H53ZM107 124V123H106ZM105 124V125H106ZM116 124V123H115ZM119 124V123H118ZM122 124V123H121ZM135 124V123H134ZM134 124H131L132 126L134 125ZM158 124V123H157ZM249 124H251V123H249ZM4 125V124H3ZM6 125V124H5ZM21 125V124H20ZM64 125V124H63ZM65 125H66V123H65ZM76 125V124H75ZM89 125V124H88ZM95 125V124H94ZM123 125V124H122ZM161 125V124H160ZM222 125V124H221ZM28 126V127H29ZM69 126V125H68ZM73 125H71V127H72ZM145 126V125H144ZM1 127V126H0ZM5 127V126H4ZM26 127V126H25ZM32 127H34V126H32ZM31 127V128H32ZM44 127V126H43ZM54 127V126H53ZM66 127V126H65ZM64 127V128H65ZM70 127V126H69ZM68 127V128H69ZM83 127V126H82ZM81 127V128H82ZM91 127H92V125H91ZM204 126H202V128H199V131L198 132H200V131H202V130H207L209 127L208 126H206L205 128H203ZM224 127V126H223ZM248 128H249V126H247ZM251 127L252 128H256L257 126H256V124L254 123V124H251ZM3 128V127H2ZM6 128V127H5ZM51 128V127H50ZM60 128V127H59ZM76 128V127H75ZM80 128V129H81ZM84 128H85V125H84ZM93 128V127H92ZM112 128H114V125H113V127ZM111 127H110V129H112ZM119 128V127H118ZM126 128H127V125H126ZM125 128V129H126ZM135 128H136V126H135ZM142 128V127H141ZM158 128V127H157ZM258 128V127H257ZM256 128V129H257ZM21 129V128H20ZM28 129V128H27ZM33 129V128H32ZM37 129V128H36ZM43 129V128H42ZM73 129V128H72ZM86 129V128H85ZM115 129V128H114ZM131 129V128H130ZM133 129V128H132ZM221 129V128H220ZM251 129V128H250ZM0 130H2V129H0ZM26 130V129H25ZM25 130L22 128L20 131H22V134L24 135V142L25 143H31L32 141V139L29 137V135L25 132ZM30 130V129H29ZM71 130V129H70ZM88 130V129H87ZM92 130V129H91ZM120 130V129H119ZM128 130V129H127ZM137 130V129H136ZM170 130H171V128H170ZM169 130V131H170ZM172 130H174V128L172 129ZM175 130H177V129H175ZM208 130H210V128L208 129ZM4 131V130H3ZM6 131V130H5ZM34 131V130H33ZM36 131H38V130H36ZM71 131H73V130H71ZM76 131H78L77 129H76ZM75 131V132H76ZM90 131V130H89ZM112 131V130H111ZM114 131V130H113ZM141 131V130H140ZM180 131V130H179ZM196 131V132H197ZM211 131V132H210ZM209 132L210 133H212V131H213V129L212 130H210ZM222 131V130H221ZM237 132H239V134L237 133V137H240L239 139H244V133H245V128H243V127H238L237 128V130H236ZM29 132V131H28ZM41 133H42V131H40ZM54 132V131H53ZM79 132V131H78ZM88 132V131H87ZM87 132H85V133H87ZM98 132V131H97ZM116 132H118V131H116ZM120 132H121V130H120ZM125 132V131H124ZM183 132V131H182ZM181 132V133H182ZM186 132V131H185ZM209 132H204V134H206V133H209ZM219 132V131H218ZM222 132H224V131H222ZM44 133V132H43ZM47 133V132H46ZM58 133V132H57ZM65 133H66V131H65ZM64 133V134H65ZM73 132H71L70 134H72ZM90 133V132H89ZM89 133H87L88 134V136H89ZM92 133V132H91ZM102 133V132H101ZM126 133H130V132H126ZM133 133V132H132ZM171 134H172V131L170 132ZM177 133V132H176ZM190 133H192V132H190ZM228 133V132H227ZM258 133H259V135L261 136V137H264V130H262V129H258ZM1 134H2V131H1ZM0 134V135H1ZM49 134V133H48ZM51 134V133H50ZM54 134L56 135V133L54 132ZM80 134V133H79ZM93 134V133H92ZM91 134V135H92ZM95 134V133H94ZM100 134V133H99ZM122 133H120V135H121ZM136 134H139V132L137 133L136 132ZM174 134H175V131H174ZM183 134H184V132H183ZM186 134V133H185ZM196 136H198V134H196V133H194ZM200 134V133H199ZM222 134V133H221ZM220 134V135H221ZM233 134V133H232ZM36 135V134H35ZM39 135V134H38ZM58 135V134H57ZM68 135H69V133H68ZM130 135V134H129ZM134 135V134H133ZM187 135V134H186ZM201 135V134H200ZM47 136H49V135H47ZM71 136V135H70ZM76 136V135H75ZM77 136H78V134H77ZM80 136H81V134H80ZM136 136V135H135ZM163 136V135H162ZM166 136V135H165ZM173 136V135H172ZM179 137L180 136H182V134L181 135H178ZM194 136V135H193ZM223 136H227V134H225L224 135V133H223ZM229 136V135H228ZM5 137V136H4ZM4 137H3V141H4ZM8 137V136H7ZM33 138H34V136H32ZM40 138H41V136H39ZM51 137V136H50ZM63 137V136H62ZM74 137V136H73ZM83 137V136H82ZM131 137H132V135H131ZM174 137V136H173ZM176 137V136H175ZM204 137V136H203ZM202 137V138H203ZM1 138V137H0ZM6 138V137H5ZM43 138H45L44 136H43ZM55 138V137H54ZM57 138V137H56ZM78 138V137H77ZM84 138V137H83ZM87 138V136L85 137V139ZM123 138V137H122ZM137 138H139L138 136H137ZM177 139H178V137H176ZM175 138V139H176ZM191 138V137H190ZM229 138V137H228ZM231 138V137H230ZM31 139V140H30ZM42 139V138H41ZM58 139H59V137H58ZM92 139V138H91ZM10 140V139H9ZM9 140H7V141H9ZM21 140V139H20ZM19 140V141H20ZM38 140V139H37ZM36 140V141H37ZM43 140V139H42ZM51 140V139H50ZM140 140H141V137H140ZM170 140V139H169ZM223 140V139H222ZM225 140V139H224ZM53 141V140H52ZM180 141V140H179ZM198 141V140H197ZM236 141H238L237 139H236ZM243 141V140H242ZM6 142V141H5ZM177 142V141H176ZM175 142V143H176ZM200 142V141H199ZM9 143H11V142H9ZM178 143V142H177ZM186 143V142H185ZM189 143V142H188ZM223 143V142H222ZM57 144V143H56ZM107 144V143H106ZM171 144V143H170ZM179 144L180 143H178V146H179ZM59 145V144H58ZM242 145V144H241ZM252 145V144H251ZM7 146V145H6ZM9 146H10V144H9ZM63 146V145H62ZM178 146H176V147H178ZM243 146V145H242ZM15 147V146H14ZM25 147V146H24ZM60 147V146H59ZM70 147V146H69ZM74 147V146H73ZM175 147V148H176ZM234 147V146H233ZM6 148V147H5ZM183 147H181V149H182ZM200 149V148H199ZM2 150V149H1ZM5 150V149H4ZM10 150H12L11 148H10ZM31 151V150H30ZM29 151V152H30ZM214 151V150H213ZM179 152V151H178ZM209 152V151H208ZM212 152V151H211ZM2 153H3V155L5 154V152H3L2 151ZM78 153V152H77ZM217 153V152H216ZM244 153V152H243ZM0 154H1V152H0ZM26 154V153H25ZM29 154V153H28ZM27 154V155H28ZM39 154H42V153H39ZM38 154V155H39ZM24 155V154H23ZM81 155V154H80ZM85 155V154H84ZM37 156V155H36ZM78 157H79V155H77ZM107 156V155H106ZM240 156H241V154H240ZM258 156V155H257ZM26 157V156H25ZM31 157V156H30ZM39 158H41L40 157V155L38 156ZM75 157H76V155H75ZM108 157V156H107ZM243 156H241L240 158H242ZM19 158H21V157H19ZM23 159H24V157H22ZM21 158V159H22ZM29 158V157H28ZM87 158V157H86ZM86 158H85V160H86ZM230 158V157H229ZM20 159V160H21ZM22 159V160H23ZM38 159V158H37ZM77 159V158H76ZM80 159H81V157H80ZM83 159V158H82ZM106 158H104V159H102V161H104ZM110 159V158H109ZM108 158L106 159L107 161L109 160ZM19 160V162H21V164H23L22 162L24 161V160H28L27 159V157H26V159H24L23 161H20ZM30 160V159H29ZM43 160V159H42ZM89 160V159H88ZM113 160V159H112ZM247 160V159H246ZM39 161V160H38ZM46 161V160H45ZM45 161H43V163L45 162ZM96 161V160H95ZM107 161H106V163H107ZM37 162V161H36ZM88 162V161H87ZM91 162H93V161H91ZM98 162H100V161H97V163ZM109 162V161H108ZM254 162V161H253ZM258 162V161H257ZM1 163V162H0ZM28 163V162H27ZM41 163H42V161H41ZM46 163H48V162H46ZM101 163V162H100ZM104 164H105V166H107L106 165V163L105 162H103ZM102 163V164H103ZM113 163V162H112ZM225 163V162H224ZM252 163V162H251ZM251 163H250V165H251ZM260 163H261V161H260ZM29 164V163H28ZM33 164H35V163H33ZM39 164V163H38ZM237 164V163H236ZM248 164V163H247ZM17 165V164H16ZM24 165H25V163H24ZM47 165V164H46ZM50 165V164H49ZM51 165H53V164H51ZM57 165V164H56ZM79 165H81V164H79ZM94 164H92V166H93ZM129 165V164H128ZM152 165H154V164H152ZM157 165V164H156ZM208 165H210L211 167H214L215 169H216V167H219L220 165L222 166V164H221V160H220V158L219 157H213L211 160H210V162H209V164ZM261 165V164H260ZM27 166V165H26ZM25 166V167H26ZM29 166V165H28ZM41 166H43L42 164H41ZM54 166V165H53ZM82 166H84L83 164H82ZM103 166V168L104 169H106V168H108V166L110 167V168H108L107 170H108V172L107 173H109V172H111V170H113V169H111V166L110 165H108L106 168L104 167V165H102ZM101 166V167H102ZM113 166V165H112ZM220 166V167H221ZM224 166V165H223ZM236 166V165H235ZM22 167H24V166H21L20 168H22ZM33 167H35V165L33 166ZM39 167V166H38ZM37 166H36V168H38ZM50 167V166H49ZM55 167V166H54ZM98 168H99V166H97ZM127 167V166H126ZM130 167H133V166H130ZM210 167V168H211ZM253 167V166H252ZM257 167V166H256ZM260 167V166H259ZM16 168H19V166L18 167H16ZM15 168V169H16ZM27 168V167H26ZM40 168V167H39ZM56 168H57V166H56ZM62 168V167H61ZM68 168V166L66 167V170H68L67 169ZM89 168H90V166H89ZM97 168V169H98ZM122 168V167H121ZM125 168V167H124ZM235 168V167H234ZM247 168V167H246ZM2 169V168H1ZM34 169V168H33ZM40 169H42V168H40ZM77 169V168H76ZM86 169V168H85ZM96 169V168H95ZM100 169V168H99ZM133 169V168H132ZM136 169V168H135ZM155 169L156 170H161L162 171V169H160V168H158V167H156L155 166ZM250 169V168H249ZM258 169V168H257ZM261 169V168H260ZM24 169L22 168V171H23ZM36 170V169H35ZM34 170V171H35ZM38 170V169H37ZM37 170H36V173H39V172H41V171H39V172H37ZM46 170V169H45ZM56 170V169H55ZM60 170V169H59ZM138 170H140V169H138ZM138 170H136V171H138ZM213 170V169H212ZM242 170V169H241ZM244 170H245V168H244ZM243 170V171H244ZM30 171V170H29ZM53 171V170H52ZM51 171V172H52ZM61 171H62V169H61ZM86 171V170H85ZM88 171V170H87ZM100 171V170H99ZM114 171V170H113ZM126 172H127V170H125ZM129 171V170H128ZM134 171V170H133ZM10 172H14V170H11ZM16 172V171H15ZM26 172H27V170H26ZM31 172V171H30ZM29 172V173H30ZM75 172V171H74ZM125 172V173H126ZM130 172V171H129ZM162 172H165V171H162ZM18 173V172H17ZM35 173V172H34ZM47 173H48V170H47ZM77 173H80V172H77ZM98 173V172H97ZM107 173H106V175H107ZM112 173V172H111ZM122 173V172H121ZM131 173V172H130ZM159 173H161V172H159ZM166 173V172H165ZM164 173V174H165ZM242 173H244V172H242ZM251 173V172H250ZM8 174V173H7ZM25 174V173H24ZM57 174V173H56ZM59 174V173H58ZM61 174V173H60ZM65 176H71V173L70 172H64L63 173ZM83 174H84V172H83ZM82 174V176H84ZM105 174V173H104ZM112 174H114V172L112 173ZM137 174H139L138 172H135V173H133L132 172V175L130 176L131 178H130V181H128V183L129 184H134V186H135V184L137 185L136 187H137V193H142V194H144V195H151V196H153V195H160L161 194V190H166V191H176V190H178L179 191V193H182V192H184V190H183V186L182 185H179L178 183H175V181L173 182L172 180H166L168 183L166 184V183H157V182H155V181H153L154 179L150 176V174H148V177H149V179H146L145 177H144V175H137ZM146 174V173H145ZM246 174H248L249 175V173H246ZM12 175V174H11ZM14 175V174H13ZM20 175V177H19V179H21V177L23 176L21 173L19 174ZM18 174H17V176H19ZM22 175V176H21ZM36 175V174H35ZM39 175H40V173H39ZM41 175H45V174H42L41 173ZM48 175V174H47ZM62 175V174H61ZM75 175V174H74ZM87 175H89V174H87ZM102 175V174H101ZM110 175V174H109ZM120 175V174H119ZM252 175V174H251ZM255 175V174H254ZM31 176V175H30ZM76 176V175H75ZM103 176V175H102ZM101 176V177H102ZM169 176V175H168ZM239 176V175H238ZM250 176V175H249ZM260 176V175H259ZM258 176V177H259ZM24 177V176H23ZM26 177V176H25ZM24 177V178H25ZM32 177V176H31ZM42 177H44V176H42ZM45 177H46V175H45ZM57 177V176H56ZM55 177V178H56ZM63 177V176H62ZM61 177V178H62ZM80 177L81 176H79V179H80ZM96 177V176H95ZM104 177H107V176H105L104 175ZM108 177H112V175H110V176H108ZM6 178V177H5ZM16 178V177H15ZM51 178H52V176H51ZM83 178H85V177H83ZM172 178V177H171ZM260 178H261V176H260ZM9 178H7L6 180H8ZM29 179H31L32 180V178H29ZM29 179H27V180H29ZM52 179H54V178H52ZM91 179V178H90ZM99 179V178H98ZM116 179V178H115ZM252 179V178H251ZM2 180V179H1ZM100 180V179H99ZM106 180V179H105ZM122 180V179H121ZM165 180V179H164ZM174 180V179H173ZM252 180H254V178L252 179ZM3 181H5V180H3ZM12 181V180H11ZM22 181V180H21ZM37 180H35L34 182L35 183H37L36 182ZM43 181V180H42ZM46 181H49L50 182V180L48 179H46ZM53 180H51V182H52ZM58 181V180H57ZM67 181V180H66ZM95 181V180H94ZM107 181V180H106ZM160 181V180H159ZM158 181V182H159ZM162 181H163V179H162ZM235 181H236V179H235ZM250 181V180H249ZM257 181H258V179H257ZM1 182V181H0ZM7 182V181H6ZM10 182V181H9ZM16 182V181H15ZM15 182L13 181V183L14 184H12V186H13V188H14V185H16L15 184ZM33 182V181H32ZM48 182V183H49ZM54 182H56V179H55V181ZM86 182H89V181H86ZM96 182V181H95ZM114 182H115V180H114ZM124 182V181H123ZM177 182V181H176ZM251 182V181H250ZM259 182V181H258ZM8 183V182H7ZM17 183V182H16ZM21 183V182H20ZM19 183V184H20ZM26 183V182H25ZM47 183V182H46ZM53 183V182H52ZM51 183V184H52ZM59 183H60V181H59ZM65 183V182H64ZM102 182H99V184L100 185H102L101 184ZM108 183H111L110 182V180H109V182ZM124 183H127V182H124ZM186 183V182H185ZM251 183H253V182H251ZM10 184H11V182L9 183V186H10ZM18 184V183H17ZM22 184H23V182H22ZM21 184V186H23ZM30 184V183H29ZM77 184V183H76ZM254 184V183H253ZM259 184V183H258ZM4 185V184H3ZM6 185H8V184H6ZM35 185V184H34ZM41 185V184H40ZM40 185H39V187H40ZM84 185V184H83ZM103 185H106V184H103ZM124 185V184H123ZM191 185V184H190ZM220 185V187L226 192V193H228L229 194V196H231L235 201H237L238 203H239V205H240V207L243 209L242 211H246V212H248V213H250V215H252V216H254V217H256L257 219H259L260 221H262V223L264 222V219L261 217V216H259L258 214H256L255 212H253V211H251V210H249L248 209V207L242 202V200H241V198H240V196H239V194L237 193V192H235L231 187H229V186H227V185H225V184H219ZM246 185V184H245ZM261 185V184H260ZM0 186H2V185H0ZM27 186H28V184H27ZM52 186H53V184H52ZM54 186H55V188H56V186L57 185H55L54 184ZM86 186V185H85ZM119 186H121L120 184H119ZM125 186V185H124ZM241 186V185H240ZM253 186V185H252ZM255 186V185H254ZM5 188H6V186H4ZM26 187V186H25ZM62 187V186H61ZM60 187V188H61ZM82 187V186H81ZM93 187V186H92ZM95 187V186H94ZM98 187V186H97ZM96 187V188H97ZM102 186H100V188H101ZM110 187H112V185L110 186ZM131 187V186H130ZM257 187V186H256ZM2 188V187H1ZM17 188H18V186H17ZM15 189V190H18V192H20L21 190L18 188V189ZM45 188H46V186H45ZM54 188V189H55ZM58 188V187H57ZM60 188H58V190L60 189ZM67 187H65L64 188V191H65V189H66ZM259 188V187H258ZM261 188V187H260ZM7 189V188H6ZM9 189V188H8ZM11 190H12V188H10ZM13 189V190H14ZM30 189V188H29ZM63 189V188H62ZM106 189H107V187H106ZM113 189V188H112ZM135 189V188H134ZM1 190H4V188H2ZM25 191V189H22V191ZM56 190V189H55ZM58 190H56V192L58 191ZM73 190V189H72ZM72 190H71V192H72ZM80 190V189H79ZM93 190H95V189H93ZM110 190V189H109ZM119 190H121V189H119ZM222 190V191H223ZM254 190V189H253ZM6 191H9V190H6ZM42 191H45L44 189H42ZM68 191V190H67ZM75 191V190H74ZM103 191H104V189L102 190V193H103ZM108 191V190H107ZM112 191H114V190H112ZM123 191V190H122ZM263 191V190H262ZM0 192H2V191H0ZM55 192V191H54ZM55 192V193H56ZM61 192V191H60ZM76 192V191H75ZM86 192V191H85ZM97 192V191H96ZM115 192V191H114ZM189 192V191H188ZM251 192V191H250ZM5 193H7V192H5ZM4 193V194H5ZM13 193V192H12ZM15 193H16V191H15ZM24 193V192H23ZM33 193V192H32ZM40 193V192H39ZM45 193V192H44ZM62 193V192H61ZM68 193V192H67ZM77 193H78V196H79V191H77ZM77 193H74L75 195H77ZM109 193V192H108ZM129 193V192H128ZM221 193H223V192H221ZM248 193V192H247ZM260 193V192H259ZM14 194V193H13ZM20 194V197L22 196L21 195V193H19ZM30 194H31V192H30ZM53 194V193H52ZM51 194V195H52ZM59 194V193H58ZM81 194H83L82 192H81ZM97 194V193H96ZM113 194V193H112ZM111 194V195H112ZM3 195V194H2ZM17 195V194H16ZM25 195V194H24ZM27 195V194H26ZM86 195V194H85ZM90 195V194H89ZM93 195H94V193H93ZM98 195V194H97ZM130 195H132L131 193H130ZM143 195V196H144ZM1 196V195H0ZM4 196V195H3ZM5 196H6V194H5ZM12 196H14V195H12ZM11 196V197H12ZM28 196H30V195H28ZM32 196V195H31ZM56 196H58V195H56ZM60 196H62L63 197V195H61L60 194ZM64 196H65V198L66 197H68V196H66L65 194H64ZM105 196V195H104ZM108 196V195H107ZM115 196V195H114ZM119 196V195H118ZM134 196V195H133ZM141 196V195H140ZM150 196V197H151ZM175 196H176V194H175ZM185 196H186V194H185ZM7 197V196H6ZM9 197V196H8ZM45 197V196H44ZM62 197H60V198H62ZM69 197H71L72 198V196H69ZM76 197V196H75ZM81 197V196H80ZM99 197H102V196H99ZM119 197H121V195L119 196ZM126 197V196H125ZM154 197V196H153ZM188 197V196H187ZM186 197V198H187ZM4 198V197H3ZM16 198H19V197H16ZM22 198H24L23 196H22ZM40 198V197H39ZM57 198V197H56ZM113 199H115L114 197H112ZM118 198V197H117ZM116 198V199H117ZM123 198V197H122ZM138 198V197H137ZM137 198H135V199H137ZM141 198V197H140ZM147 198V197H146ZM183 198H184V196H177V200H182L180 203H182V207H180V209L181 208H184L185 206H187L188 204L186 203H183L184 201H185V199L183 200ZM2 199V198H1ZM1 199H0V201H1ZM8 198H6V200H7ZM13 199H14V197H13ZM27 199V198H26ZM31 199V198H30ZM63 199V198H62ZM67 199V198H66ZM68 199H70V198H68ZM80 199V198H79ZM83 199H84V197H83ZM105 199H108V198H105ZM111 199V198H110ZM119 199V198H118ZM133 199H134V197H133ZM143 199H145V198H143ZM156 199V198H155ZM207 199V198H206ZM214 199V198H213ZM3 200V199H2ZM9 200V199H8ZM20 200L21 199H19L18 201L20 202ZM24 200H25V198H24ZM76 200V199H75ZM85 200V199H84ZM87 200V202H88V199H86ZM89 200H92L91 198L89 199ZM98 200V199H97ZM104 200V199H103ZM103 200H101V201H103ZM123 200V199H122ZM147 200V199H146ZM146 200H144V201H146ZM4 201V200H3ZM11 201V200H10ZM15 201V200H14ZM31 201V200H30ZM52 201V200H51ZM54 201V200H53ZM62 201H64V200H62ZM66 201V200H65ZM94 201V200H93ZM114 201V200H113ZM118 201V200H117ZM117 201H115V204H116V202ZM157 201V200H156ZM231 201V200H230ZM258 201V200H257ZM12 202V201H11ZM16 202H17V199H16ZM16 202L14 203V204H16ZM33 202V201H32ZM56 202V201H55ZM61 202V201H60ZM70 202V201H69ZM80 202V201H79ZM84 202H86V201H84ZM83 202V203H84ZM104 202V201H103ZM119 202H120V200H119ZM126 202H128L127 200H126ZM189 202V201H188ZM234 202V201H233ZM255 202V201H254ZM21 203H22V201H21ZM24 203V202H23ZM67 203V202H66ZM74 203H76L75 201H74ZM90 203H92V202H90ZM97 201H96V204L94 203L93 205H95V207H96V205H97ZM110 203V202H109ZM109 203H108V205H109ZM118 203V202H117ZM125 202L123 201V204H124ZM133 203H134V201H133ZM165 203V202H164ZM167 203H169V202H167ZM209 203V202H208ZM5 204V203H4ZM10 204V203H9ZM13 204V205H14ZM41 204V203H40ZM62 204V203H61ZM65 204V203H64ZM86 204H88V203H86ZM100 204V203H99ZM105 204H107V202L105 203ZM122 204V203H121ZM120 204V205H121ZM128 204V203H127ZM129 204H131V203H129ZM135 204V208H137V207H139V206H137L136 207V202L134 203ZM138 204H140L139 203V201H138ZM143 204V203H142ZM142 204H140V205H142ZM147 204V203H146ZM159 204V203H158ZM161 204H163V203H161ZM170 204V203H169ZM184 204V205H183ZM190 204V203H189ZM195 204V203H194ZM200 204L201 203H199V205L198 206H200ZM203 204V203H202ZM206 204V203H205ZM234 204V203H233ZM12 205V204H11ZM23 205V204H22ZM27 205V204H26ZM33 204H31L30 206H32ZM37 205V204H36ZM42 205V204H41ZM40 205V206H41ZM68 205V204H67ZM80 205H82V204H80ZM79 205V206H80ZM85 205V204H84ZM90 205V204H89ZM88 205V206H89ZM117 205V204H116ZM193 205V204H192ZM196 205V204H195ZM223 205V204H222ZM221 205V206H222ZM262 205V204H261ZM19 206V205H18ZM17 206V207H18ZM20 206H21V204H20ZM30 206H29V208H30ZM70 206H72L71 204H70ZM69 206V207H70ZM75 206V205H74ZM73 206V207H74ZM86 206V205H85ZM92 206V205H91ZM128 206V205H127ZM132 206H133V208H134V205L132 204ZM132 206H128V207H132ZM162 206V205H161ZM164 206V205H163ZM181 206V205H180ZM206 206V205H205ZM208 206V205H207ZM224 206V205H223ZM16 207V206H15ZM14 207V208H15ZM27 207H28V205H27ZM81 207V206H80ZM80 207H78L79 209H80ZM82 207H83V205H82ZM81 207V208H82ZM90 207V206H89ZM93 207V206H92ZM94 207V208H95ZM98 207H100V206H98ZM104 207V206H103ZM106 207V206H105ZM113 207H114V204H113ZM145 207V206H144ZM158 207V206H157ZM5 209V207H4V205L3 204H1L0 205V212H1V209ZM9 208H10V206H9ZM8 208V209H9ZM18 208H21V207H18ZM24 208H26V207H24ZM35 208H37L36 206H35ZM35 208H33V209H35ZM85 208H87V207H85ZM91 208V207H90ZM97 208V207H96ZM124 205L121 207V209H119V213L120 212H122L123 210H124ZM140 208H141V206H140ZM226 208V207H225ZM17 209V208H16ZM52 209V208H51ZM66 209V208H65ZM98 209H101V207L100 208H98ZM110 209V208H109ZM116 209V208H115ZM139 209V208H138ZM160 209V208H159ZM176 209V208H175ZM7 210V209H6ZM12 210V209H11ZM21 210V209H20ZM27 210V209H26ZM36 210H38V208L36 209ZM39 210H40V208H39ZM78 210V209H77ZM85 210V209H84ZM87 210H89V209H87ZM86 210V212H88ZM92 210H93V208H92ZM105 210V209H104ZM104 210H103V212H104ZM111 210V209H110ZM109 210V211H110ZM129 210V209H128ZM131 210V209H130ZM137 209H135V211H136ZM7 211H9V210H7ZM23 211V210H22ZM30 212H31V209L29 210ZM46 211V210H45ZM49 211V210H48ZM56 211V210H55ZM66 211V210H65ZM71 211V210H70ZM82 211V210H81ZM118 211V210H117ZM134 211V210H133ZM138 211V210H137ZM142 211H143V209H142ZM169 211V210H168ZM167 211V212H168ZM10 212V211H9ZM13 212H15V211H12V213ZM27 212H28V210H27ZM34 212V211H33ZM32 212V213H33ZM42 212V211H41ZM73 212H74V209H73ZM90 212H91V210H90ZM95 212H96V210H95ZM112 212H113V210H112ZM132 212V211H131ZM140 212V211H139ZM188 212V211H187ZM186 212V213H187ZM19 213V212H18ZM46 213V212H45ZM49 213V212H48ZM51 213V212H50ZM53 213V212H52ZM70 213V212H69ZM77 213H79V211L77 212ZM83 213V212H82ZM85 213V212H84ZM98 213V212H97ZM117 213V212H116ZM136 213V212H135ZM146 213V212H145ZM247 213V214H248ZM22 214V213H21ZM35 213H33V215H34ZM38 214V213H37ZM39 214H41L40 212H39ZM55 214V213H54ZM57 214V213H56ZM74 214V213H73ZM76 214V213H75ZM79 214H81V212L79 213ZM94 214V213H93ZM107 214V213H106ZM128 214V213H127ZM131 214V213H130ZM210 214V213H209ZM1 215V214H0ZM9 215V214H8ZM51 215V214H50ZM49 215V216H50ZM82 215V214H81ZM95 215V214H94ZM99 216H100V213L98 214ZM97 215V216H98ZM104 214L102 213V215H101V217L103 218L104 216H103ZM110 215V214H109ZM118 215V214H117ZM205 215V214H204ZM208 215V214H207ZM206 215V218L208 217ZM237 215V214H236ZM242 215V214H241ZM7 216V215H6ZM10 217H12L13 218V215H9ZM30 216V215H29ZM35 216V215H34ZM63 216V215H62ZM83 216V215H82ZM82 216H81V221H82ZM92 216V215H91ZM91 216H89V217H91ZM98 216V217H99ZM107 216V215H106ZM115 216V215H114ZM120 216H122V215H119V217ZM124 216V215H123ZM136 216H137V218H139L138 217V215H137V213H136ZM135 215H134V217H136ZM141 216V215H140ZM143 216V215H142ZM147 216V215H146ZM153 216V215H152ZM151 216V217H152ZM160 216H161V214H160ZM24 217V215H20V214H15L14 213V220L16 219V218H20L23 222H27L28 220L25 218H23ZM40 217V216H39ZM38 217V218H39ZM85 217V216H84ZM83 217V218H84ZM86 217L88 218V214L86 213ZM94 217V216H93ZM179 217V216H178ZM203 217V216H202ZM38 218L36 219V220H38ZM55 218V217H54ZM59 218H60V216H59ZM67 218V217H66ZM72 218V217H71ZM79 218V217H78ZM115 218H116V220L118 219L116 216H115ZM155 218V217H154ZM205 218V217H204ZM214 218V217H213ZM236 218V217H235ZM245 218V217H244ZM30 219H32V217L30 218ZM50 219V218H49ZM61 219V218H60ZM68 219V218H67ZM86 219V218H85ZM90 219V218H89ZM93 219V218H92ZM123 219V218H122ZM126 219V218H125ZM130 219V218H129ZM150 219V218H149ZM148 219V220H149ZM197 219V218H196ZM241 219V218H240ZM41 220H45V219H41ZM40 220V221H41ZM63 220V219H62ZM101 222H102V219H99ZM107 220H109V219H107ZM115 220V219H114ZM124 220V219H123ZM134 220V219H133ZM152 220V219H151ZM239 220V219H238ZM1 221V220H0ZM4 221V220H3ZM34 221H35V219H34ZM40 221L38 222V224H40ZM51 221H52V218H51ZM80 221V220H79ZM81 221H80V223H81ZM90 221H94V220H90ZM89 221V222H90ZM99 221V222H100ZM105 221V220H104ZM120 221H122V220H120ZM127 221H129L128 219H127ZM177 221H179V220H177ZM211 221V220H210ZM247 221V220H246ZM7 222V221H6ZM5 222V223H6ZM85 222H86V220H85ZM85 222H83L82 221V223H85ZM109 221H107V223H108ZM111 222V221H110ZM131 222V221H130ZM149 222H151V221H149ZM175 222V221H174ZM217 222V221H216ZM52 223V222H51ZM91 223V222H90ZM89 223V224H90ZM104 223V222H103ZM106 223V224H107ZM117 223H119V219H118V221H117ZM123 222H121V224H122ZM124 223H126V221L124 222ZM136 223V222H135ZM134 222H133V224H135ZM203 223V222H202ZM12 224V223H11ZM17 224V223H16ZM21 224V223H20ZM78 224V223H77ZM101 224V223H100ZM105 224V223H104ZM110 224V223H109ZM147 224H149V223H146V225ZM2 225V224H1ZM4 225V224H3ZM2 225V226H3ZM9 225V224H8ZM15 225V224H14ZM17 225H19V224H17ZM23 225V224H22ZM43 225H44V221H43ZM98 225V224H97ZM128 225H130L129 223H128ZM132 225V224H131ZM139 225H140V223H139ZM138 225V226H139ZM177 225V224H176ZM5 226V225H4ZM13 226V225H12ZM28 226V225H27ZM37 226V225H36ZM41 226V225H40ZM45 226V225H44ZM43 226V229L44 230H47V228L46 227H44ZM47 226V225H46ZM80 226V225H79ZM86 226V225H85ZM96 226V225H95ZM111 226H113V223L111 224ZM110 226V227H111ZM114 226H116V224H114ZM114 226H113V228H114ZM123 226V225H122ZM124 226H125V224H124ZM127 226V225H126ZM125 226V227H126ZM133 226V225H132ZM141 226V225H140ZM179 226V225H178ZM42 227V226H41ZM50 227V226H49ZM55 227H56V225H55ZM54 227V228H55ZM82 227V226H81ZM92 227V226H91ZM93 227H94V225H93ZM100 227V226H99ZM98 227V228H99ZM109 227V226H108ZM125 227H122V228H125ZM130 227V226H129ZM143 227H145V225L143 226ZM147 227V226H146ZM160 227V226H159ZM172 227V226H171ZM204 227V226H203ZM207 227V226H206ZM231 227V226H230ZM6 228H8V227H6ZM5 228V229H6ZM14 228V227H13ZM12 228V229H13ZM16 228V227H15ZM87 229H90V228H88V227H86ZM101 228H102V226H101ZM116 228V227H115ZM121 228V227H120ZM137 228H139V227H137ZM136 228V229H137ZM3 229V228H2ZM5 229H4V231H5ZM19 229V228H18ZM21 229V228H20ZM23 229V228H22ZM25 229V228H24ZM27 229V228H26ZM43 229H41V230H43ZM49 229V228H48ZM95 228H93V230H91V231H96V230H94ZM105 229V228H104ZM107 229V228H106ZM119 229V228H118ZM165 229V228H164ZM171 229V228H170ZM180 229V228H179ZM196 229H198L199 230V228H196ZM233 229V228H232ZM7 230V229H6ZM30 230V229H29ZM38 230V229H37ZM40 230V229H39ZM43 230V231H44ZM54 230V229H53ZM52 230V231H53ZM59 230V229H58ZM66 230V229H65ZM101 230V229H100ZM168 230V229H167ZM188 230V229H187ZM14 231V230H13ZM17 231V230H16ZM23 231V230H22ZM83 231H84V229H83ZM104 231V230H103ZM171 231V230H170ZM190 231V230H189ZM1 232V231H0ZM11 232H12V230H11ZM15 232V231H14ZM26 232V231H25ZM27 232H28V229H27ZM32 232H33V230H32ZM35 232H36V230H35ZM35 232H33V233H35ZM45 232V231H44ZM88 232V231H87ZM110 232V231H109ZM195 232H196V230H195ZM243 232V231H242ZM30 233V232H29ZM85 233H86V231H85ZM237 233H239V231L237 232ZM3 234V233H2ZM9 234V233H8ZM32 234V233H31ZM31 234H28V236L29 235H31ZM45 234V233H44ZM71 234V233H70ZM196 234V233H195ZM1 235V234H0ZM88 235H90V234H88ZM176 235V234H175ZM182 235H184V234H182ZM188 235V234H187ZM201 235V234H200ZM3 236V235H2ZM1 236V237H2ZM7 236V235H6ZM46 236V235H45ZM47 236H49L48 234H47ZM160 236H162V235H160ZM179 236H181V235H179ZM179 236H178V238H179ZM185 236V235H184ZM208 236V235H207ZM29 237H31V236H29ZM93 237V236H92ZM167 237V236H166ZM199 237V236H198ZM209 237V236H208ZM50 238V237H49ZM86 238V237H85ZM89 238V237H88ZM175 238V237H174ZM177 238V237H176ZM18 239V238H17ZM17 239H16V241H17ZM90 239V238H89ZM93 239V238H92ZM104 239V238H103ZM14 240V239H13ZM22 240V239H21ZM48 240H50V239H47V241ZM87 240V239H86ZM86 240H85V242H86ZM177 240H179V239H177ZM198 240H200L199 238L197 239V241ZM24 241H25V239H24ZM23 240H22V242H24ZM35 241V240H34ZM88 241V240H87ZM94 242H95V240H93ZM98 241V240H97ZM169 241V240H168ZM188 241V240H187ZM201 241V240H200ZM10 242V241H9ZM99 242V241H98ZM192 242V241H191ZM202 242V241H201ZM217 242V241H216ZM4 243V242H3ZM32 243V242H31ZM46 243V242H45ZM90 243V242H89ZM91 243L92 244H94L93 242H92V240H91ZM90 243V245H92ZM195 243V242H194ZM199 244H200V242H198ZM205 243V242H204ZM14 245H15V243H13ZM22 244V243H21ZM25 244H26V242H25ZM27 244H29V243H27ZM81 245H85V243H84V241H83V244L82 243H80ZM95 244H96V242H95ZM99 244L101 245V243L99 242ZM104 244V243H103ZM179 244V243H178ZM177 244V245H178ZM202 244V243H201ZM224 244V243H223ZM59 245V244H58ZM88 245V244H87ZM170 245V244H169ZM176 245V246H177ZM183 245V244H182ZM193 245V244H192ZM204 245V244H203ZM203 245H202V247H203ZM16 246V245H15ZM15 246H13V247H15ZM24 246V245H23ZM189 246H191V245H189ZM194 246H195V244H194ZM207 246H208V243H207ZM223 246V245H222ZM242 246V245H241ZM11 247V246H10ZM193 247V246H192ZM197 247V246H196ZM205 247H206V243H205ZM216 247V246H215ZM9 248V247H8ZM175 248V247H174ZM190 248V247H189ZM218 248V247H217ZM182 249V248H181ZM195 249V248H194ZM197 249V248H196ZM199 249H200V247H199ZM205 249V248H204ZM242 249V248H241ZM173 250V249H172ZM243 250V249H242ZM235 251V250H234ZM191 252V251H190ZM201 252V251H200ZM238 252V251H237ZM136 253V252H135ZM134 253V254H135ZM193 253V252H192ZM215 253H217L218 254V251L217 252H215ZM224 253V252H223ZM240 253V252H239ZM242 253V252H241ZM176 254V253H175ZM200 254V253H199ZM213 253H211V255H212ZM222 254V253H221ZM62 256V255H61ZM179 256V255H178ZM215 256H217V255H215ZM218 256H222V255H220V254H218ZM59 258V257H58ZM164 258V257H163ZM199 258V257H198ZM217 258V257H216ZM138 260V259H137ZM206 260H207V258H206ZM222 260V259H221ZM221 260L219 261V263H221ZM182 261V260H181ZM180 261V262H181ZM205 261V260H204ZM209 261L211 262V259H209ZM216 261V260H215ZM226 260H225V256H224V262H225ZM170 262V261H169ZM172 262V261H171ZM174 262V261H173ZM180 262H178L179 264H180ZM206 262H208V261H206ZM137 263V262H136ZM159 263V262H158ZM197 263H200V262H196V264ZM203 263V262H202ZM209 263V262H208ZM165 264V263H164ZM167 264V263H166ZM182 264V263H181ZM185 264V263H184ZM204 264V263H203ZM211 264H213V263H211Z\"/></svg>","mask_w":264,"mask_h":264}]
</instances>
